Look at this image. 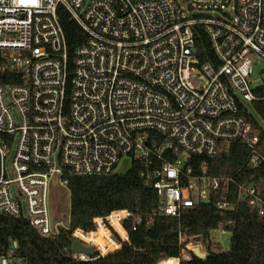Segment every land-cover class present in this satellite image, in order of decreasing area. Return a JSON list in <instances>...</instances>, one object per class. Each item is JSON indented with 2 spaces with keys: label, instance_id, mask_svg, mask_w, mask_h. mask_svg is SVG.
<instances>
[{
  "label": "built area",
  "instance_id": "1",
  "mask_svg": "<svg viewBox=\"0 0 264 264\" xmlns=\"http://www.w3.org/2000/svg\"><path fill=\"white\" fill-rule=\"evenodd\" d=\"M60 6L86 34L69 93ZM198 25L214 54L207 62L197 54ZM7 70L18 81H0V213L55 236L70 219L54 221L53 178L69 190L66 172L108 175L127 160L154 188L158 214L180 220L204 203L236 216L246 203L264 214L262 184L238 180L264 162L250 120L252 103L264 99V0H0V75ZM236 142L251 148L237 172L214 175L207 160L196 162L225 156ZM127 222L137 230L152 219L128 208L96 216L95 228L74 230L72 242L97 255L71 242V258L121 249ZM235 222L221 220L206 237L180 227L174 258L225 252L221 239L231 242ZM0 264L27 263L10 249Z\"/></svg>",
  "mask_w": 264,
  "mask_h": 264
},
{
  "label": "trees",
  "instance_id": "2",
  "mask_svg": "<svg viewBox=\"0 0 264 264\" xmlns=\"http://www.w3.org/2000/svg\"><path fill=\"white\" fill-rule=\"evenodd\" d=\"M58 16L67 38L69 93L76 50L85 43L86 34L81 26L71 19L63 6L58 8ZM196 29L197 54L202 62L210 61L214 54L209 37L201 25ZM0 81L17 82L18 79L7 70L5 74L0 75ZM252 109L250 120L254 126H258L261 139L258 150L264 153V125H258L257 122V118L264 121V99L254 101ZM249 153L251 154V148L236 142L229 154L207 159L200 157L196 162L207 160L210 172L214 175L233 174L245 165ZM140 170L141 166L134 163L125 173L84 176L66 172L70 193V228H62L55 236H43L28 219L1 212L0 256L13 249L27 264H159L163 259L179 256L180 227L189 234H201L206 237L221 220L234 219L235 229L227 251L212 252L206 259L193 255L191 259L181 261L180 264H264V214L260 216L246 203L241 205L240 214L237 216L234 213L224 214L213 203L187 209L180 220L158 214L157 194L141 175ZM249 178L250 182L262 184L264 197V162L255 169L243 168L238 175L240 181ZM53 197H56L54 193L51 200ZM123 208L142 214L144 218H151V225L147 226L144 222L137 230H132L130 222H127L130 242H124L121 249L92 260L71 258L74 230H93L96 216ZM225 223L230 227V222Z\"/></svg>",
  "mask_w": 264,
  "mask_h": 264
},
{
  "label": "rangeland",
  "instance_id": "3",
  "mask_svg": "<svg viewBox=\"0 0 264 264\" xmlns=\"http://www.w3.org/2000/svg\"><path fill=\"white\" fill-rule=\"evenodd\" d=\"M196 13H202L200 10H196ZM211 15L218 16V12H209ZM131 167V164L127 160H123L120 165L117 168V172L119 173H125L127 170H129ZM59 178L56 175L53 178L52 186H51V192L56 195V197L52 198L51 207H52V214L54 221H63L64 224L69 223L70 218V193L69 190H66L61 188L59 185ZM66 191V193H65ZM52 196V194H51ZM57 199V200H56ZM56 206V207H55ZM223 249L226 251L230 247V241L227 238L221 239Z\"/></svg>",
  "mask_w": 264,
  "mask_h": 264
},
{
  "label": "water",
  "instance_id": "4",
  "mask_svg": "<svg viewBox=\"0 0 264 264\" xmlns=\"http://www.w3.org/2000/svg\"><path fill=\"white\" fill-rule=\"evenodd\" d=\"M72 249L79 253H85L90 257H95L97 255L96 249L94 247L86 246L84 243H82L77 239L72 242ZM196 253L199 254L201 257H203L202 254H200V252L196 251Z\"/></svg>",
  "mask_w": 264,
  "mask_h": 264
},
{
  "label": "bare ground",
  "instance_id": "5",
  "mask_svg": "<svg viewBox=\"0 0 264 264\" xmlns=\"http://www.w3.org/2000/svg\"><path fill=\"white\" fill-rule=\"evenodd\" d=\"M163 264H178V258L171 257L165 260Z\"/></svg>",
  "mask_w": 264,
  "mask_h": 264
}]
</instances>
